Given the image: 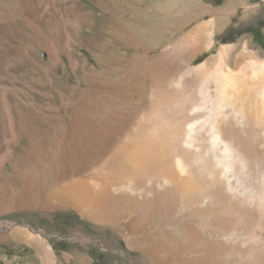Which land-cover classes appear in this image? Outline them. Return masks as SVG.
<instances>
[{"label": "bare ground", "instance_id": "obj_1", "mask_svg": "<svg viewBox=\"0 0 264 264\" xmlns=\"http://www.w3.org/2000/svg\"><path fill=\"white\" fill-rule=\"evenodd\" d=\"M209 26L162 49L149 79L142 63L123 71L101 61L52 106L15 101L0 129V199L32 197L46 214L71 206L111 226L127 246L116 264H264V58L245 42L180 65ZM12 232L53 264L45 239L1 225L3 238Z\"/></svg>", "mask_w": 264, "mask_h": 264}, {"label": "rangeland", "instance_id": "obj_2", "mask_svg": "<svg viewBox=\"0 0 264 264\" xmlns=\"http://www.w3.org/2000/svg\"><path fill=\"white\" fill-rule=\"evenodd\" d=\"M203 21L210 22L207 40L195 57H180V65L203 63L222 45L245 42L264 58V0H0V129L8 126L15 101L23 110L31 103L35 109L52 106L101 61L121 70L142 63L149 79V63L160 51ZM5 197L0 227L18 225L45 239L53 264H116L112 257L127 249L111 226L101 227L71 206L46 214L29 203L32 197L12 205ZM99 230L119 244L115 250L99 244ZM77 232L92 241L83 243ZM8 236L0 235V264H47L32 237Z\"/></svg>", "mask_w": 264, "mask_h": 264}]
</instances>
